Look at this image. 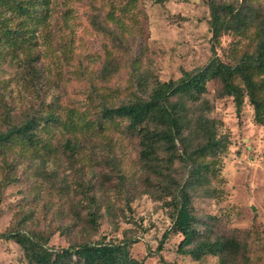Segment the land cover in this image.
I'll return each instance as SVG.
<instances>
[{"label": "rangeland", "instance_id": "374dc122", "mask_svg": "<svg viewBox=\"0 0 264 264\" xmlns=\"http://www.w3.org/2000/svg\"><path fill=\"white\" fill-rule=\"evenodd\" d=\"M221 1L264 10V0ZM209 20L207 0H51L45 22L24 44L31 48L18 50L16 58L0 57V113L8 107L23 118L51 110L61 120L81 117L92 124L102 106L142 94L137 72L150 84L205 67L214 54L231 63L248 41L224 34L214 44ZM219 88L208 81L203 99L225 150L215 175L190 190L193 214L211 238L242 244L231 264H264V124L254 121L246 100L238 114L232 98L219 97ZM124 125L81 127L74 134L57 125L41 133L53 148L48 153H9L7 162L18 166L16 181L0 195V233L40 236L51 251L125 242L142 264H220L217 256L194 260L178 251L182 236L170 230L171 197L145 172L137 140ZM71 136L80 143L74 159L59 147ZM189 169L176 160L168 174L179 184ZM0 264H26L13 240L0 239Z\"/></svg>", "mask_w": 264, "mask_h": 264}, {"label": "trees", "instance_id": "16d2710c", "mask_svg": "<svg viewBox=\"0 0 264 264\" xmlns=\"http://www.w3.org/2000/svg\"><path fill=\"white\" fill-rule=\"evenodd\" d=\"M153 1L160 4L164 0ZM50 3L51 0H0V57L16 58L18 50L31 48L24 44L31 42L35 29L45 22ZM207 4L214 44L224 34L248 41L247 48L235 54L231 63L214 54L205 67L183 71L177 80L150 84L145 74L137 72L134 79L142 94L118 105L102 106L98 121L92 124L81 117L76 121L61 120L51 110H45L44 115L34 110L23 118H15L2 103L6 109L0 113V172L6 174L0 180V195L16 181L14 170L18 163L7 162L9 153L16 148L20 156L53 150L41 137L42 132L60 125L66 131L73 129L71 134H74V129L81 127L101 129L104 124L121 121L126 132L137 140L138 161L145 172L153 174L161 191L171 197L170 230L182 236L178 251L194 260L213 255L219 258L220 264L235 262L242 244L235 238H211L201 231L199 220L193 214L190 190L215 175L217 158L226 144L225 137L218 136L216 122L205 114L211 110L203 99L208 81L220 84L219 97L232 98L238 114L246 100L253 109L254 121L264 124V10L221 0H207ZM13 17L15 21L10 24ZM26 63L31 67L28 60ZM74 137L65 138L59 144L69 159L75 158L80 147ZM176 160L190 167L187 177L179 184L168 174ZM91 217L95 222L94 213ZM0 239L13 240L23 252L26 264H142L130 256V244L125 242L80 243L51 251L37 235L3 232Z\"/></svg>", "mask_w": 264, "mask_h": 264}]
</instances>
